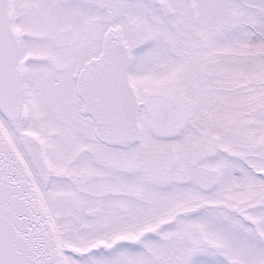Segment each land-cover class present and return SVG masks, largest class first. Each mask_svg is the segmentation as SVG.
Returning a JSON list of instances; mask_svg holds the SVG:
<instances>
[{"label":"snow or ice","instance_id":"6c2138e0","mask_svg":"<svg viewBox=\"0 0 264 264\" xmlns=\"http://www.w3.org/2000/svg\"><path fill=\"white\" fill-rule=\"evenodd\" d=\"M0 264H264V0H0Z\"/></svg>","mask_w":264,"mask_h":264}]
</instances>
